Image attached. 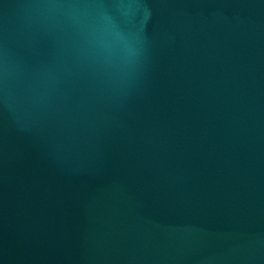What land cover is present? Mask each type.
Wrapping results in <instances>:
<instances>
[{"label": "water", "instance_id": "1", "mask_svg": "<svg viewBox=\"0 0 264 264\" xmlns=\"http://www.w3.org/2000/svg\"><path fill=\"white\" fill-rule=\"evenodd\" d=\"M0 264H264V0H0Z\"/></svg>", "mask_w": 264, "mask_h": 264}]
</instances>
